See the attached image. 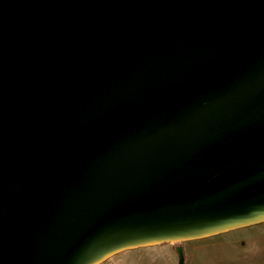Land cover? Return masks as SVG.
Masks as SVG:
<instances>
[{
	"label": "water",
	"instance_id": "1",
	"mask_svg": "<svg viewBox=\"0 0 264 264\" xmlns=\"http://www.w3.org/2000/svg\"><path fill=\"white\" fill-rule=\"evenodd\" d=\"M263 222L264 0H0V264Z\"/></svg>",
	"mask_w": 264,
	"mask_h": 264
},
{
	"label": "rangeland",
	"instance_id": "2",
	"mask_svg": "<svg viewBox=\"0 0 264 264\" xmlns=\"http://www.w3.org/2000/svg\"><path fill=\"white\" fill-rule=\"evenodd\" d=\"M179 243L184 250V264H264V222ZM170 244L171 248L167 244L163 247L172 251L177 264L175 248L178 243ZM162 254L165 252L159 253ZM127 255L118 253L102 264H123L124 259H128Z\"/></svg>",
	"mask_w": 264,
	"mask_h": 264
},
{
	"label": "crops",
	"instance_id": "3",
	"mask_svg": "<svg viewBox=\"0 0 264 264\" xmlns=\"http://www.w3.org/2000/svg\"><path fill=\"white\" fill-rule=\"evenodd\" d=\"M166 244L167 246L169 245L170 248L172 247L170 243H161L155 246L123 251L119 254H128V259H124L123 264H176L172 251H170L168 247L167 249L169 251L165 250L163 247ZM160 252H165V254L159 255ZM129 260H132V263H130Z\"/></svg>",
	"mask_w": 264,
	"mask_h": 264
},
{
	"label": "trees",
	"instance_id": "4",
	"mask_svg": "<svg viewBox=\"0 0 264 264\" xmlns=\"http://www.w3.org/2000/svg\"><path fill=\"white\" fill-rule=\"evenodd\" d=\"M178 245H181L180 243H178ZM177 246V245H176ZM182 246V245H181ZM185 257V256H184Z\"/></svg>",
	"mask_w": 264,
	"mask_h": 264
}]
</instances>
